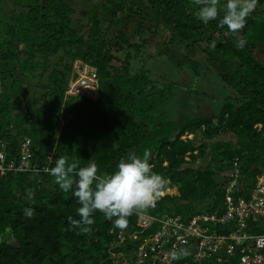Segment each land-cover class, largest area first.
I'll return each mask as SVG.
<instances>
[{
  "label": "trees",
  "instance_id": "1",
  "mask_svg": "<svg viewBox=\"0 0 264 264\" xmlns=\"http://www.w3.org/2000/svg\"><path fill=\"white\" fill-rule=\"evenodd\" d=\"M198 11L192 0H0V142L6 162L18 159L24 137L32 152L29 172L0 177V264H110L109 231L119 229L100 212L91 232L71 229L68 217L80 219L77 200L44 171L59 156L80 166L93 160L101 174H111L128 153L150 149L153 171L178 192L150 210L156 219L222 213L234 158L232 196L250 198L264 174V66L254 57L264 43V0L247 18L243 50L218 20L204 24ZM144 54L197 78L213 69L234 95L218 115L176 120L177 86L149 91L148 72L131 70ZM75 61L96 70L97 100L65 95ZM128 220L131 230L136 215ZM245 231L264 229L248 223Z\"/></svg>",
  "mask_w": 264,
  "mask_h": 264
},
{
  "label": "built area",
  "instance_id": "2",
  "mask_svg": "<svg viewBox=\"0 0 264 264\" xmlns=\"http://www.w3.org/2000/svg\"><path fill=\"white\" fill-rule=\"evenodd\" d=\"M73 74H76L75 79ZM98 89L96 70L75 61L65 95L95 101ZM190 137L185 135L181 139ZM4 147L5 143L0 142V177L31 170L28 137L23 138L15 161L6 162ZM238 168L239 160L234 158L222 213L198 214L188 220L166 214L159 219L136 216L131 230L109 231L112 238L107 261L110 264H264V232L252 235L245 231L249 221L264 223V175L257 179L248 200H235L232 192L239 179ZM182 247L191 255L173 260L171 251Z\"/></svg>",
  "mask_w": 264,
  "mask_h": 264
},
{
  "label": "clouds",
  "instance_id": "3",
  "mask_svg": "<svg viewBox=\"0 0 264 264\" xmlns=\"http://www.w3.org/2000/svg\"><path fill=\"white\" fill-rule=\"evenodd\" d=\"M258 0H192L199 6L198 19L204 24L218 20L221 27H226L228 33L235 38V46L243 50L246 38L242 34L247 18L255 11ZM221 12L223 15L221 16ZM212 47H215L213 43ZM152 156L150 149H144L142 154L132 151L121 158L116 170L111 174H101L98 165L89 160L85 166H80L79 160H70L67 156H59L55 166L44 169L54 178L58 188L67 193L72 192L79 207L77 214L80 219L68 217L71 229H78L77 234H87L92 231L95 223L94 213L100 212L114 227L124 230L128 227V218L136 215L143 217L157 207L158 201L164 195L168 179L153 171L149 163ZM34 193L26 190L25 199L31 201ZM31 208L24 209V216L32 218ZM9 238H13L11 228H6ZM173 260H179L191 255L187 248L173 249L170 253Z\"/></svg>",
  "mask_w": 264,
  "mask_h": 264
},
{
  "label": "rangeland",
  "instance_id": "4",
  "mask_svg": "<svg viewBox=\"0 0 264 264\" xmlns=\"http://www.w3.org/2000/svg\"><path fill=\"white\" fill-rule=\"evenodd\" d=\"M176 58L178 61L181 59L180 56ZM131 66L132 72H137L139 70L148 72L150 79L153 81V85L150 86L149 91L160 89L163 84L173 83L177 86L174 90L176 100L171 109L172 117L176 120H183L190 116L209 115L214 110L215 112L217 111L215 106L213 110L210 108V106L215 105L216 102V93L214 94V92H212L215 87L212 85L211 90H209V93L212 92L213 96L215 95L214 100L204 98L201 93L208 90L205 87V81H202L201 76L199 78L194 77L193 73L187 68L179 70L165 57L146 58L145 54L141 58L133 60ZM191 91H197L200 94L195 95L192 94ZM176 189V187H172L171 190L165 191L164 195H177Z\"/></svg>",
  "mask_w": 264,
  "mask_h": 264
},
{
  "label": "crops",
  "instance_id": "5",
  "mask_svg": "<svg viewBox=\"0 0 264 264\" xmlns=\"http://www.w3.org/2000/svg\"><path fill=\"white\" fill-rule=\"evenodd\" d=\"M254 57H255V59L257 60V62L259 64H262L264 66V43H261V44H259L257 46V48L254 51ZM70 75H71V73H70ZM201 79H202V81H205V87L208 89V90H205V92H204V94L206 95V97H204V98H207V99H210V100H214V96L215 95L217 96L215 98L216 99L215 100L216 101L215 102V105L210 106L211 110H213L214 109V106H215V108H216L217 111L215 112V110H214L211 114H209V115L206 114L205 116H215V115H218V113L220 111V108H221V106H222V104L224 102V99L227 96H229V95H234V92L231 89H229L228 87H226L221 82V79L219 78V76L216 74V72L213 69L206 70L205 74H202L201 75ZM212 85H213V87H215V89L212 90V92H214V94L216 93L214 96H213L212 92L209 93V90H211V86ZM260 126L261 125H258L257 127L260 128ZM238 170H239V168H238ZM263 175L264 174H262L261 176H263ZM261 176H258L257 179L259 177H261ZM256 182H257V180H256ZM173 188H175V187H173ZM171 189L172 188L166 189V191H169ZM174 195H176V194H174ZM177 195H178V192H177ZM248 223H250L251 225L255 226L256 228L257 227H262L264 229V223L263 222L251 223L249 221ZM248 223H247V227H248ZM246 233H248V232H246ZM248 234H251V233H248ZM255 234H260V233H253L252 235H255Z\"/></svg>",
  "mask_w": 264,
  "mask_h": 264
},
{
  "label": "water",
  "instance_id": "6",
  "mask_svg": "<svg viewBox=\"0 0 264 264\" xmlns=\"http://www.w3.org/2000/svg\"><path fill=\"white\" fill-rule=\"evenodd\" d=\"M76 78V74H73V79H75Z\"/></svg>",
  "mask_w": 264,
  "mask_h": 264
}]
</instances>
